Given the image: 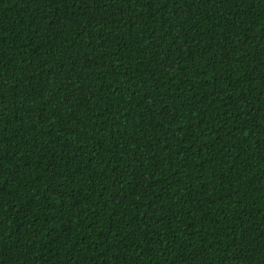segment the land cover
<instances>
[{
    "label": "trees",
    "instance_id": "obj_1",
    "mask_svg": "<svg viewBox=\"0 0 264 264\" xmlns=\"http://www.w3.org/2000/svg\"><path fill=\"white\" fill-rule=\"evenodd\" d=\"M0 264H264V0H0Z\"/></svg>",
    "mask_w": 264,
    "mask_h": 264
}]
</instances>
